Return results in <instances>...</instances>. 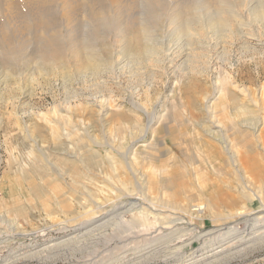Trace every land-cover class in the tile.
<instances>
[{"label":"rangeland","instance_id":"rangeland-1","mask_svg":"<svg viewBox=\"0 0 264 264\" xmlns=\"http://www.w3.org/2000/svg\"><path fill=\"white\" fill-rule=\"evenodd\" d=\"M135 2L81 58L5 60L0 41V264H264V9L231 0L228 25L196 32L165 11L135 43Z\"/></svg>","mask_w":264,"mask_h":264},{"label":"bare ground","instance_id":"bare-ground-1","mask_svg":"<svg viewBox=\"0 0 264 264\" xmlns=\"http://www.w3.org/2000/svg\"><path fill=\"white\" fill-rule=\"evenodd\" d=\"M142 1L144 3L143 12H141V16H139V17L136 15V17H138L137 18V20H138L137 26L138 27L136 26V24H135V26L137 27L136 30L138 31V35L135 34L136 35L135 36V43L138 42L140 37H142V36L144 38H149V35H148V32L150 33L149 25L153 22L152 20H155L153 18L155 17L158 19L159 16H161V15L164 16L163 12H165V11H167L168 14L170 15L171 20H170V17L168 16L169 20H170L169 22H171L172 24H175V28L178 27V28L182 29V31L184 30V28H185V30L191 29L192 31H195V32H196V30H198V27H196V25H201L203 27L204 26H208V27L210 26L209 28H213L212 26H215V25H224L225 26L231 22V17L238 15L237 14L238 11L234 8L235 5H233L230 2L231 0L230 1L229 0H169L168 2H166L164 0H142ZM25 2L27 4V5H25L26 9H28V12H29L30 17H31L29 22L26 21V19H25L27 15L24 16L22 13H20L19 9H17L12 2H9L7 0L0 1L1 8H2L1 11L3 12L2 16L5 17L6 24H7V31H5V29H4V31L2 32L0 29V41H1V43L4 44L3 56H4L5 60H12L13 61L15 59L17 60V58L20 59L19 57H20V54L22 53L21 51L25 50V48L28 45L32 46L33 49L38 50V53L40 54L39 56L42 59H49V60H51V62L53 61V58H55L56 54L60 50L64 51L66 49L68 50L67 54H69V55L71 54L73 56V59H75L74 57H76V59H77L80 57V55H79L80 52L78 50L80 41L81 42L83 41V43H85L84 48L91 50L90 46H89V43H90L89 38L93 35L92 34L93 32L98 33L97 30H100L104 26H107V25L111 26V24H112V28L116 27V29H118L120 31L122 28V27L120 28V26L122 25V21H121V17H120L121 12H122V14H123V10H125V12H126V7L129 5L128 3H130L131 5H133L134 3L136 4L135 0L134 1L133 0H88V5H82L81 0H25ZM242 3H243V0H242ZM250 3H251V0H250ZM235 4H236V2H235ZM256 4H257V7H256ZM256 4H254L256 7V10L263 12L264 0H257ZM135 6L133 5V9ZM245 6H246V4H245ZM236 8H238V7H236ZM108 9H109V11L113 12L112 16L114 17V18H110V20L109 19L107 20V18H109L108 17L109 15H107ZM81 12H82V14H84L83 17L87 16V19H85V22H86L85 24H83V21L80 19L81 18L80 17ZM131 12H132V10H131ZM58 13H60V15H61V18H62L61 20L56 19V15ZM129 14H131L133 16L132 13H129ZM135 14L136 13H134V16H135ZM148 18L152 19V20L148 21ZM126 19L128 20L129 24L133 23L127 17H126ZM122 20L124 21V19H122ZM82 24L85 25V27H86V34L84 33L85 36L83 39L82 38L79 39L80 37L78 38L74 34H75V32H76V34H79L78 31H76V30L81 29ZM193 25H195V28L192 27ZM61 29L63 31V35L60 38L58 36V33L60 32ZM102 30H104V28ZM28 32H31V34H33L32 35L33 38L31 39V41H33L32 44H29V41L25 37L26 33H28ZM141 33H142V36H140ZM118 35H119V33H118ZM122 38L124 39L123 36H122ZM10 39H12V40L14 39L15 41L12 42ZM178 39H180V38H178ZM92 40H95V39H92ZM127 44H129V43H127ZM92 46H93V44H92ZM82 53H83V51H82ZM87 55H88V53H87ZM90 55H91V53L89 54V57H91ZM61 56H63V55H61ZM58 57H60V56H58ZM63 57H65V56H63ZM55 60H57V58L54 59V61ZM214 92L215 91H213V93ZM222 93H224V92H222ZM212 97H215V96L213 95ZM212 97H210L207 100L210 107H211V103H212L211 102ZM147 116H148V114H147ZM148 119L149 120H148L147 128L151 125V122H152V119H150V118H148ZM216 125H218V124H216ZM223 127H225V126H223ZM219 136H221V135H219ZM219 138H218V140H220V142L222 144L221 145L222 151H223L224 155L226 153L228 156L226 159L228 161L233 160L234 157H233V155L230 154L228 144L224 141H223L224 142L223 143L221 141V138L220 139ZM79 147H80V145H79ZM182 148H184V147H182ZM207 148H211V147L207 145ZM144 160H146V159H144ZM208 161L210 162L211 167H213L215 169V166H216L215 158L212 156V158H208ZM226 164H229V163H226ZM127 167L129 170H131L130 172H132L131 165L129 164V162H127ZM135 171L137 173V170H135ZM142 175L143 174H140L139 176H142ZM147 178H148V176H147ZM149 178H151L150 175H149ZM136 182L138 184L139 181L136 180ZM165 185H168V184H165ZM171 187H172V185H171ZM171 194L172 193H170V195ZM172 195L174 198L176 197L174 194H172ZM167 202H170V201H167ZM170 203H172V201ZM111 218H113V217H111ZM106 221H110V220L105 219V221L102 220V222H100V223L106 224ZM111 222H113V221H111ZM254 224L248 223L247 235L250 236L251 234H253L255 232L254 227L257 223L255 225ZM231 229H232L231 226L226 227L224 232H221L222 234L219 235V233H218L217 236H214L213 239H216L214 241H217L218 239H224L225 234L227 232H229ZM246 240L247 241L250 240V237H247ZM183 241H185V240H183ZM238 241H240L239 238L233 242L236 243ZM227 246H224L220 249H216L215 251H213L211 253L204 254V255L201 252H199L198 254L195 255V256H198L197 258H195V260H200V259L205 258V257L208 258V257L217 256L221 252H223ZM151 247H153V246H151ZM170 252H171V250H170ZM143 253L144 252L142 251L141 254H143ZM141 254H138V255H141ZM134 259H135V257H134Z\"/></svg>","mask_w":264,"mask_h":264}]
</instances>
